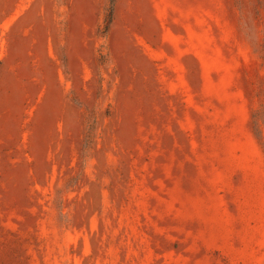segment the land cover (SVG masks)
<instances>
[{"label":"rangeland","instance_id":"obj_1","mask_svg":"<svg viewBox=\"0 0 264 264\" xmlns=\"http://www.w3.org/2000/svg\"><path fill=\"white\" fill-rule=\"evenodd\" d=\"M0 0V264H264V0Z\"/></svg>","mask_w":264,"mask_h":264},{"label":"trees","instance_id":"obj_2","mask_svg":"<svg viewBox=\"0 0 264 264\" xmlns=\"http://www.w3.org/2000/svg\"><path fill=\"white\" fill-rule=\"evenodd\" d=\"M113 2L114 0H111L112 4L107 14V17H106L107 25L105 29H108L109 24L113 20ZM252 118H253L254 135L259 142H263L264 140V110L262 108L255 110Z\"/></svg>","mask_w":264,"mask_h":264}]
</instances>
